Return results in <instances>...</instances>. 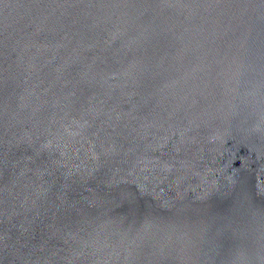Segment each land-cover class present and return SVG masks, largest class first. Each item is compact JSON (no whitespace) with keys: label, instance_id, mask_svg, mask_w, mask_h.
Returning a JSON list of instances; mask_svg holds the SVG:
<instances>
[{"label":"water","instance_id":"1","mask_svg":"<svg viewBox=\"0 0 264 264\" xmlns=\"http://www.w3.org/2000/svg\"><path fill=\"white\" fill-rule=\"evenodd\" d=\"M0 264H264V0H0Z\"/></svg>","mask_w":264,"mask_h":264}]
</instances>
